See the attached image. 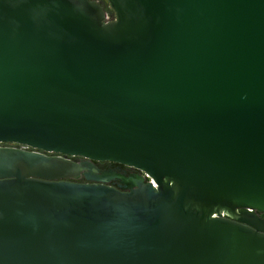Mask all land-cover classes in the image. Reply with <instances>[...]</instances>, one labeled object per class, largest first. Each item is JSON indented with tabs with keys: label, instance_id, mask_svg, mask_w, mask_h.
<instances>
[{
	"label": "water",
	"instance_id": "95a60500",
	"mask_svg": "<svg viewBox=\"0 0 264 264\" xmlns=\"http://www.w3.org/2000/svg\"><path fill=\"white\" fill-rule=\"evenodd\" d=\"M105 1L0 0V264H264V0Z\"/></svg>",
	"mask_w": 264,
	"mask_h": 264
},
{
	"label": "flooded vegetation",
	"instance_id": "af4514ba",
	"mask_svg": "<svg viewBox=\"0 0 264 264\" xmlns=\"http://www.w3.org/2000/svg\"><path fill=\"white\" fill-rule=\"evenodd\" d=\"M101 5L108 16H112L111 11L108 8V5L106 4L105 0H95ZM0 147H11V148H23L22 146L15 145V144H0ZM29 151L31 149H28ZM72 160L76 162H84V160L80 158H72ZM95 171L94 172H88V175L93 178H102L105 179L106 182L104 183L106 186L112 187L116 190H119L121 192H126V186L125 182L123 181V178L129 179V178H136L140 176H144V174L130 166L121 165L117 163H111V162H94L93 163ZM78 183L82 184H96L98 183L95 180H87L85 176H81L78 180Z\"/></svg>",
	"mask_w": 264,
	"mask_h": 264
}]
</instances>
